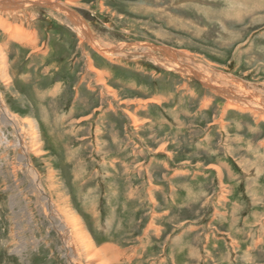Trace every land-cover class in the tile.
Returning <instances> with one entry per match:
<instances>
[{"label": "rangeland", "instance_id": "374dc122", "mask_svg": "<svg viewBox=\"0 0 264 264\" xmlns=\"http://www.w3.org/2000/svg\"><path fill=\"white\" fill-rule=\"evenodd\" d=\"M61 1L119 51H96L48 7L0 8V98L54 205L97 248L107 225L120 233L117 264H264V113L231 106L162 51L264 92V0ZM16 141L0 118V264H70Z\"/></svg>", "mask_w": 264, "mask_h": 264}, {"label": "bare ground", "instance_id": "6f19581e", "mask_svg": "<svg viewBox=\"0 0 264 264\" xmlns=\"http://www.w3.org/2000/svg\"><path fill=\"white\" fill-rule=\"evenodd\" d=\"M30 5L48 7L59 13H63L65 16L68 17L70 23L74 26L75 30L78 32L82 40L91 44L93 49H95L96 51L107 54V55H111V54L113 55L119 51V49H116V48H112L108 46L104 47L100 45L99 42L94 38V36L89 34L85 21L82 20L77 13H75L73 10L68 8L66 6L68 4H65L61 0L60 1H57V0H0V8L6 9V10H15V9H18L21 7L24 8ZM0 23H1V19H0ZM5 30L12 31L13 29L10 25H8L5 28ZM21 31L22 30H19V29L13 30V33L16 34V35L14 34V36H17L18 38H20L19 34H21L20 33ZM158 51H161V50H158ZM162 51L165 57L168 59V61L173 63V65L165 64L167 67L174 68V69L180 70L181 72H186L188 74H193L195 77H196V73H199L198 79L202 83L210 87V89H212L213 91L220 92V94L225 96V98L227 99V101L229 102L231 106L247 107V108L251 107L255 110V112L264 113V92L249 88L247 85H245L242 82L241 83L236 82V80L233 81L230 78L231 76H227V75H225V77L222 76L223 78L220 76L221 79L225 81V83L227 84L226 87L220 86L219 83H216L217 80L216 81L212 80L211 77L207 76V74L205 73L203 75V72L200 74L201 71L199 72L195 70L193 71V69H191L190 66H185L186 64L185 65L181 64V61L177 59V56H180V58H182V61H184L185 63H189V61L192 59L191 56L188 55L189 53L186 54L183 52L174 51V53L171 54L172 52H169L166 49H163ZM145 53H147V55L149 56L148 52H145ZM184 57L189 58L190 60L188 59L185 60ZM4 64H5V57L3 55V50L0 47V75L2 71H5ZM195 66H198V65H195ZM92 71L97 73L94 70ZM0 118L2 121L6 123V125L7 124L10 125L15 130V133L17 135V141L15 142V144H17L19 148L25 152V155H21L22 153L20 154L21 156L19 155V161L24 165V168L27 174L31 176L33 190L36 193H38V197H40V199L44 201L45 208L43 209V211L46 217L48 216L51 227L57 232V235L62 242V249L64 251V257L68 260V262L70 264H82L80 262V259L84 257L86 262L96 261L95 264H107L108 261L110 263L117 264L116 261H119V259L121 258V254L119 250L112 243H114L113 241L117 240L116 238H118L117 236L120 233H117V231L114 234L110 233L111 231L108 225L106 224L107 226L105 225L106 227H104L103 229L104 232L102 236L105 244L97 248L95 246L96 244H94V240H92V237L89 235L83 222L81 223L80 219L73 212L66 209L67 207L66 208H58L59 206L56 207L53 201L51 200V197H49L44 192V189L40 185L39 173L35 169V167H33V165L31 164L28 142H26V139L24 138V136L21 135L22 133H20V130L18 128V122L16 118L14 117V115L11 114V112L9 111V109L4 104L1 98H0ZM25 124L29 128L28 130L29 132L28 133L26 132L27 136L30 138V143L32 144L33 150H35L38 147L37 145V140H38L37 133L38 132H36V127L34 124H32L31 121L29 120L25 121ZM74 174L75 173H73L72 176H74ZM71 182L74 183L73 181ZM41 206L43 207V205ZM92 220L96 221L97 219L93 218ZM89 225L90 224H88V226Z\"/></svg>", "mask_w": 264, "mask_h": 264}]
</instances>
